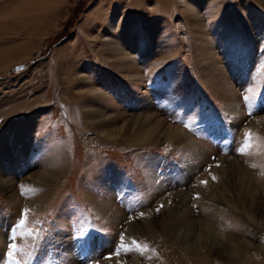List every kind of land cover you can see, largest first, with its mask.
<instances>
[{
  "label": "rangeland",
  "instance_id": "rangeland-1",
  "mask_svg": "<svg viewBox=\"0 0 264 264\" xmlns=\"http://www.w3.org/2000/svg\"><path fill=\"white\" fill-rule=\"evenodd\" d=\"M263 119L264 0H0V264H179L120 221L170 209L200 221L182 264H264Z\"/></svg>",
  "mask_w": 264,
  "mask_h": 264
},
{
  "label": "bare ground",
  "instance_id": "bare-ground-1",
  "mask_svg": "<svg viewBox=\"0 0 264 264\" xmlns=\"http://www.w3.org/2000/svg\"><path fill=\"white\" fill-rule=\"evenodd\" d=\"M118 52H121V49H115ZM124 54V53H123ZM131 59V58H130ZM132 61V59H131ZM133 66V64H132ZM227 103V102H226ZM226 105V104H225ZM228 105V106H227ZM226 105V110H228V112L231 114V116H237L238 112H239V106L237 104V100L235 101L234 99L231 100L228 104ZM262 118V117H261ZM143 119V118H142ZM260 119V117H256L255 119H253L251 121V123H249L250 125V129H252L253 127L257 126V122ZM145 122L142 123L140 125V130L141 132H139L136 136H139L141 138L146 137L145 139L148 140H153L152 138L154 136L158 137H162L163 139H165L166 141H170V143H186L188 145H192L194 143H197L195 140L191 139L182 129L177 128V127H172V126H168L166 127V130H162V134L158 133V128L160 124H163V122L158 119V118H153V117H145ZM261 120V119H260ZM264 120V119H263ZM142 121V120H141ZM144 121V120H143ZM154 121V122H153ZM147 122V123H146ZM153 122V123H152ZM264 124V123H263ZM162 127H164V124L162 125ZM164 129V128H163ZM249 129V130H250ZM138 132V131H137ZM260 132V130H259ZM132 134V133H131ZM155 137V138H156ZM144 139V138H143ZM156 140V139H155ZM142 142V141H141ZM58 163V162H57ZM56 163V164H57ZM59 165V164H58ZM54 166L53 169H51L50 171H47L45 173H42V179L52 183L53 178H55L62 170H60L59 166ZM63 169V168H62ZM224 172V171H223ZM41 176V175H40ZM9 184V183H8ZM37 184V183H36ZM7 184H5V181L0 180V187L1 188H5ZM47 189V188H45ZM258 189V188H256ZM199 190V189H198ZM253 191V190H252ZM251 191V193H252ZM45 192V193H44ZM43 192L42 195H37L35 197H31L30 199H28L25 204L22 206L18 203H15L17 205H19L18 207H25L30 209H34L37 208L38 206H40L38 204V202H40L42 199H44L46 196L49 197L50 192L47 190H45ZM240 192V191H239ZM40 194V193H38ZM208 194V193H207ZM237 194V193H236ZM184 195V194H183ZM209 195V194H208ZM255 195V193H254ZM243 196V195H242ZM15 194L14 192H12L11 194H9V196H7V200L9 201H16L14 200ZM211 197H208V199ZM256 198V197H255ZM46 199V198H45ZM241 199V198H240ZM243 199V198H242ZM20 201V200H19ZM239 201V200H238ZM209 202V201H208ZM242 201H240V204L243 205L241 203ZM10 203V202H9ZM13 203V202H12ZM181 203V202H180ZM11 204V203H10ZM9 204V205H10ZM14 204V203H13ZM96 209H101L102 211L104 210L105 213L109 214L110 216L107 215V219L109 221V219H113L116 220L117 217H119V211L116 212L115 210L110 211V209L108 208L110 206V203L107 200L104 199H98L97 201L95 200L94 202ZM179 204V203H178ZM185 204V203H184ZM183 204V205H184ZM205 204V205H204ZM203 205L208 207L205 212L206 213H211L213 212L214 207L212 206L213 203L210 205V203H204ZM239 204V205H240ZM12 205V204H11ZM16 205V206H17ZM182 205V207H183ZM216 206V205H215ZM178 207V206H177ZM115 208V207H114ZM180 208H178L177 211H179ZM249 209V208H248ZM171 210V209H170ZM168 210L166 215H165V220H163L164 222V227L163 229L157 233L153 231V229L150 227V224L153 222L151 221V214L150 211H146L141 217H139V221L140 223H137L136 221L132 222V221H127L128 219L126 218H120L118 220L120 221H126L127 222V227H126V234L129 235H134L135 237H145L147 238V240L150 243V246H152L154 248V250H156L155 252L163 257L164 259H166L169 262H177L179 264H182L183 261L186 258L192 257L193 254L191 252H197L200 251V248L198 246V242L197 239L196 241H192L191 243H188L190 241V238H195V234L197 235V233H195V229L198 227L200 221L197 218L192 219L190 222V233L191 235H189L188 233H180L179 232V226H180V222L176 221V219L174 218L175 216H173L172 212ZM110 212V213H109ZM252 212V211H251ZM187 215V214H186ZM194 217V216H193ZM164 219V218H163ZM117 220V221H118ZM112 221V220H111ZM213 221V220H212ZM182 223V222H181ZM226 224V223H225ZM206 227V226H205ZM209 227V226H208ZM189 228V227H188ZM210 231H211V227ZM208 228V229H209ZM213 230V229H212ZM215 231V230H213ZM208 232V231H207ZM212 232V231H211ZM213 233V232H212ZM215 235V234H214ZM197 237V236H196ZM199 237V236H198ZM2 236H0V241H1ZM195 240V239H194ZM213 242V241H212ZM215 242V241H214ZM1 243V242H0ZM211 244V243H210ZM212 245V244H211ZM213 247V246H212ZM210 248V247H209ZM214 248V247H213ZM212 248V249H213ZM190 251V252H188ZM215 252V251H214ZM198 255V254H197ZM201 255V254H200ZM211 255V254H210ZM197 258V257H196ZM192 259V258H190ZM111 262V264H119V263H123L124 260L121 259V257L115 256L113 255L112 258L109 260ZM109 261L104 262V264L109 263ZM185 263V262H184ZM135 264H140V262L135 263ZM188 264V262H187Z\"/></svg>",
  "mask_w": 264,
  "mask_h": 264
},
{
  "label": "snow or ice",
  "instance_id": "snow-or-ice-1",
  "mask_svg": "<svg viewBox=\"0 0 264 264\" xmlns=\"http://www.w3.org/2000/svg\"><path fill=\"white\" fill-rule=\"evenodd\" d=\"M251 114V113H250ZM23 187V186H22ZM23 215V213H22ZM24 221L23 219L19 222V224L16 227H21L23 225ZM13 248L15 247L14 245L12 246Z\"/></svg>",
  "mask_w": 264,
  "mask_h": 264
}]
</instances>
